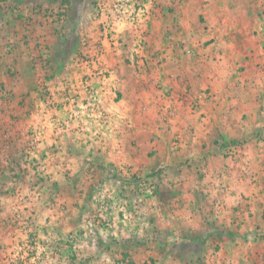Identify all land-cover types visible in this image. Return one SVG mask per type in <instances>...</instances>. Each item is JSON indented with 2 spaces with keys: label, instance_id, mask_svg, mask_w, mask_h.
<instances>
[{
  "label": "rangeland",
  "instance_id": "374dc122",
  "mask_svg": "<svg viewBox=\"0 0 264 264\" xmlns=\"http://www.w3.org/2000/svg\"><path fill=\"white\" fill-rule=\"evenodd\" d=\"M167 1L0 0V264H264L242 256L259 243L228 248L221 235L195 239L203 227L224 234L228 223L217 202L206 207L217 218L200 208L211 202L197 189L198 165L185 161L179 137L167 129L155 133L172 143L159 153L150 146L152 131L136 135L141 118L159 124L143 99L162 92L154 78L162 69V30L183 29L182 20L163 15ZM176 2L198 11L219 4L248 11L250 18L228 20L241 52L234 62L250 66L262 58L264 0ZM184 21L197 36L193 20ZM204 37V46L217 43V35ZM252 80L233 89L264 90L261 78ZM256 130L250 138L259 143L264 132ZM248 141L227 147L233 170H243L238 155Z\"/></svg>",
  "mask_w": 264,
  "mask_h": 264
},
{
  "label": "crops",
  "instance_id": "0c3cea01",
  "mask_svg": "<svg viewBox=\"0 0 264 264\" xmlns=\"http://www.w3.org/2000/svg\"><path fill=\"white\" fill-rule=\"evenodd\" d=\"M173 1H167L168 5L164 6L167 11L165 10L163 15L165 13L166 19H170L173 15L182 20L183 29L175 33L166 26L162 30L160 47L162 69L159 76L154 75V78L160 80L162 92L158 97L143 99L147 106L155 108L156 113L154 112L152 117L156 118L159 124H153L151 116L146 119L141 118L145 125L140 124L141 127L135 128L136 135L139 131H152L153 140L150 146L153 151L159 153L162 147L172 143L171 139L156 138L155 133L159 132V127L167 129L170 136L179 137L177 145L179 152L185 155V161L189 160L198 165L193 169V176L200 180L197 189L200 194L208 196L207 201L210 199L211 202L206 204L201 201L203 205L199 202L200 208L208 210L206 207H212V203L217 202L216 208L220 209L221 217L228 220V223H225L224 234L218 233L217 228L203 227V231L196 234L195 239L202 244L213 236L221 235L228 248H231L233 243L250 244V241L254 244L259 243L257 248L248 246L242 256L246 260H252L254 256L263 259L264 188H261L263 185L260 182L264 180V138L257 143L256 137L253 139L250 137L253 131H257L256 129L264 132V90L255 94L233 88L241 84L248 87L252 81H255L252 80L255 75L261 78V83L264 84V65L261 67L260 64L261 61L264 63V45L263 48H259L257 54L263 55L262 58L254 60L250 66L246 65V62L236 66L234 56L240 58L241 52L234 49L232 41L235 28L233 22L228 20L240 15L250 18L251 14L248 11L235 12L225 7V4H219L217 10L198 11L192 5L191 8L171 5ZM208 1L227 3L232 0ZM186 18L193 20L190 25L194 30L197 29V36L193 30L189 31L185 28L183 20ZM206 18L214 20L217 26L211 30V26L208 28L206 23H199V20ZM170 30L172 35H176L177 41H171ZM191 32H194L196 39L190 38ZM206 34L217 35V43L204 46ZM166 35L168 38L165 37ZM190 47L193 48L192 55L185 53ZM240 66L244 68L242 74L235 72ZM251 66L255 69L252 74L249 73L250 69H245ZM182 84L184 87H189L188 94H184ZM150 88L147 87V93L150 92ZM205 88L208 89L207 92H200ZM255 115L260 120L258 123L252 122ZM148 139H151V136ZM241 139L246 142L249 140V143L242 146L243 151L238 155L239 158L241 157L243 170L238 168L233 170L235 155L233 157L227 155L226 150L229 149L227 147L231 146L232 141L237 143ZM188 148L194 150L189 151ZM245 164H249L247 166L252 164L250 172ZM250 181H254L252 187L249 186ZM232 198L236 199L233 204L229 202ZM246 203H250L253 207L247 208ZM211 210H208V217H216ZM247 210L252 213V217H249Z\"/></svg>",
  "mask_w": 264,
  "mask_h": 264
},
{
  "label": "trees",
  "instance_id": "16d2710c",
  "mask_svg": "<svg viewBox=\"0 0 264 264\" xmlns=\"http://www.w3.org/2000/svg\"><path fill=\"white\" fill-rule=\"evenodd\" d=\"M231 143H232V144H236V141H232Z\"/></svg>",
  "mask_w": 264,
  "mask_h": 264
}]
</instances>
